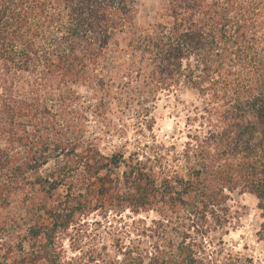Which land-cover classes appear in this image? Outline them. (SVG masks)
<instances>
[{
  "label": "trees",
  "instance_id": "trees-1",
  "mask_svg": "<svg viewBox=\"0 0 264 264\" xmlns=\"http://www.w3.org/2000/svg\"><path fill=\"white\" fill-rule=\"evenodd\" d=\"M138 14L136 0H0V264H196L235 193L256 198L264 240V0ZM182 89L200 107L179 149L152 132L160 97ZM132 109L151 140L105 155L88 114L105 131ZM126 212L159 220L114 257L84 250L91 216Z\"/></svg>",
  "mask_w": 264,
  "mask_h": 264
},
{
  "label": "rangeland",
  "instance_id": "rangeland-1",
  "mask_svg": "<svg viewBox=\"0 0 264 264\" xmlns=\"http://www.w3.org/2000/svg\"><path fill=\"white\" fill-rule=\"evenodd\" d=\"M164 0H136L139 10L140 24L152 23L157 9ZM80 94L88 98L90 93L80 89ZM88 104V100L85 101ZM200 107L197 93L182 89L176 94H163L156 104L154 116L155 125L152 136L166 146L176 143L181 149L186 142V120L188 115L194 116V109ZM89 117L90 136L97 138L101 151L110 155L122 147L129 153L137 150L142 144L149 142L150 135H140L136 132L138 124L136 109L123 115L110 116L107 129L100 126L97 118L91 113ZM103 129V130H101ZM190 130V129H189ZM229 225L225 229L209 233L205 239H199L201 251L198 253L196 264H264V240L259 237L263 218L257 207V200L249 194L235 193L228 202ZM108 222L102 220L97 213L90 217L88 240L84 250L88 251L95 246H107L111 257L116 255L115 239H121L126 245L138 240V234L144 227H152L153 222L159 220L155 213L133 215L126 212L117 223L113 216ZM195 234L192 236L195 238ZM202 243V244H201ZM72 242L63 243L68 258L74 257L71 251Z\"/></svg>",
  "mask_w": 264,
  "mask_h": 264
}]
</instances>
